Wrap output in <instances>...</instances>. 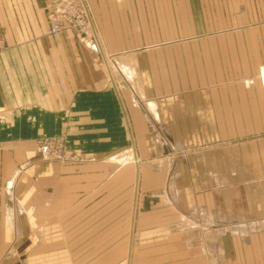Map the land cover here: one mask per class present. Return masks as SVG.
Returning <instances> with one entry per match:
<instances>
[{"label": "crops", "instance_id": "crops-1", "mask_svg": "<svg viewBox=\"0 0 264 264\" xmlns=\"http://www.w3.org/2000/svg\"><path fill=\"white\" fill-rule=\"evenodd\" d=\"M84 1L96 32L92 37L79 36L70 28L49 35L47 0H0V264H79V250H110L109 239L95 246L93 236L110 235L103 222L109 217L104 208L111 197L125 202L126 175L134 174V166L113 159L132 138H150L149 120L159 122L155 102L143 103L134 76L142 67H152L147 60L158 58L159 47L178 41L174 0ZM186 2L193 13L185 18L195 22L180 40L221 39L215 34L220 25L201 23L203 16L194 11L199 4ZM231 14L229 27L242 24L244 15ZM204 27L214 29L203 33ZM260 69L255 85L260 100H253L254 93L249 96L253 99L246 100L245 117L239 116L241 106L235 98L218 100L216 90L212 123L264 124V65ZM235 94L231 85L230 95ZM166 107L175 110L170 104ZM165 131L168 139H175L168 124ZM61 132L66 134L71 158L65 162L43 158L37 140ZM238 138L231 137L233 143L227 147L233 150L224 152L231 160L238 155L233 152ZM251 141L241 144L247 154L256 143L262 152L256 153V161L252 152L245 163L263 177L264 136ZM179 150L166 147L158 152L150 146L149 160L140 168L142 177H151L148 164L153 163L152 185L158 186L156 171L173 163V151ZM215 151L213 160L218 164L223 152ZM95 218L103 222L97 232ZM117 234V249L123 250L120 234L125 231Z\"/></svg>", "mask_w": 264, "mask_h": 264}, {"label": "rangeland", "instance_id": "rangeland-1", "mask_svg": "<svg viewBox=\"0 0 264 264\" xmlns=\"http://www.w3.org/2000/svg\"><path fill=\"white\" fill-rule=\"evenodd\" d=\"M189 2L199 4L194 11L203 16L201 23L220 25L221 31L215 34L222 38L216 42L208 36L180 40V35L193 28L194 19L185 18L188 13L192 16L193 6L189 11L186 0H174L176 6L171 8L178 41L159 47L158 58L147 60L152 67H142L134 76L143 103L155 102L159 122L149 120L150 138H132L114 157L115 162L134 166V174L126 175L125 202L111 197L104 208L109 212L103 222L108 223L110 235L93 236L95 246L109 239L111 249L79 250V264H118L119 260L125 264H264V174L248 169L245 163L252 152L256 161V153L262 150L256 143L247 154L241 145L264 136V124L244 120L217 127L212 123L216 90L218 100H237L242 118L246 100L253 99L249 96L254 93L253 100H260L255 85L264 65V0ZM181 3L184 6H177ZM215 3L222 6H211ZM231 13L244 15L242 24L229 27ZM210 28L214 29L204 27L203 33ZM231 85L235 96L230 95ZM167 104L175 110H168ZM254 109L256 112V105ZM167 124L173 129L174 140L165 134ZM235 136L239 138L233 152L238 155L231 160L224 152L233 150L227 146ZM66 145L67 139V157L55 161L71 158ZM150 146H156L158 152L166 147L180 149L173 151V163L156 171L161 180L158 186L152 185L153 163L148 164L152 171L147 166L151 174L147 180L140 169L145 159L149 160ZM218 149L223 158L216 164L213 156ZM198 156L204 159L199 161ZM94 222L97 232L103 222L96 218ZM118 230L125 231L120 234L123 250L117 249Z\"/></svg>", "mask_w": 264, "mask_h": 264}, {"label": "built area", "instance_id": "built-area-1", "mask_svg": "<svg viewBox=\"0 0 264 264\" xmlns=\"http://www.w3.org/2000/svg\"><path fill=\"white\" fill-rule=\"evenodd\" d=\"M48 34L58 36L65 28L77 35L92 37L95 35L93 19L84 0H47ZM41 155L45 159L64 160L66 136L58 135L37 140Z\"/></svg>", "mask_w": 264, "mask_h": 264}]
</instances>
